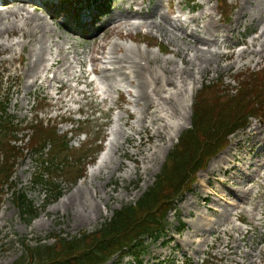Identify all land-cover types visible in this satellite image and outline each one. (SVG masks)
Masks as SVG:
<instances>
[{
	"label": "rangeland",
	"instance_id": "1",
	"mask_svg": "<svg viewBox=\"0 0 264 264\" xmlns=\"http://www.w3.org/2000/svg\"><path fill=\"white\" fill-rule=\"evenodd\" d=\"M14 1L16 0H10V3ZM29 1L33 3L32 0ZM50 1L53 2L49 7L38 9L36 13L39 18H47L49 28L46 30L40 21L33 23L31 27L35 28L38 34L31 43L16 29L17 26H14L11 31L0 26V86L4 87L1 98L8 93L11 101L9 109L16 121L29 122L33 118V121L38 119L41 123L40 127L46 129L43 136H47L50 129L57 131V142L47 143L44 149L45 153L49 154L48 162H55L52 156L61 148L59 144L65 143L67 139L70 143L59 155L60 161L76 154L75 167L80 171L85 170L86 174L85 178L76 185L70 178L71 173L69 178L72 185L60 179L56 173L44 174L43 181H53L62 190L60 198H53L48 202V198L52 196L51 188L46 189L45 186L37 185L35 182L36 175L41 176L40 173L44 172L46 156L44 154L43 158H40L36 155V148H32L31 144L32 138L29 141L32 137L30 130L16 135L19 148L24 155H20V159L16 161L18 165L14 168L13 178L9 183L0 185V264H15L21 260L25 255L26 244L36 245L43 242L51 245L59 237H73L95 232L109 222L115 212L123 206L135 204L149 188L155 186L156 179L164 170L168 157L176 151L183 134L192 127L195 102L200 94L204 93L208 98L209 95L218 97L227 89H233L231 94L236 93L237 89L242 91L243 88L247 92L249 84L256 77H259L257 81L262 80L264 85V53L261 57H256L249 52L239 56L240 58L237 57L243 51L260 49L258 46L251 47L249 44L264 26V5L259 6L257 0H251L246 6L247 16L236 29L235 21L242 0H219L222 2L221 5L216 0H197L188 6L179 5L180 0L172 1L176 17L174 19H180L183 22L192 16L199 17L204 10L214 13L222 36L228 31V27L234 30L231 34L232 38L225 42L226 46L240 43L234 49L236 55L230 59L220 60L219 64H214L211 70L197 75L195 82L188 81L187 117L182 122L179 133L172 134V141L167 140V144L157 140L149 141L150 133L146 132L136 135L135 146L144 141L143 146L134 147L133 143H126L125 150H121L114 156L115 159L121 157L119 160L123 162V168L117 167L112 175L109 174L111 169H105L100 175L99 173H95V176L91 175V171L98 166L103 153L107 154L109 150L110 133L118 116H124L126 122L131 125L135 124L136 115L142 113L141 106L132 104L137 95L136 83L131 86L126 80L119 78L116 85L122 92L114 94V103L110 100L103 102L104 94L101 97L96 95L93 89H98L99 93L103 90L97 76H91L87 80V73L92 67L91 59H99V62L94 65L102 66L101 60L105 61L102 54L117 43L121 46V49L116 51L119 57L124 59L126 55L131 56L132 53H136L134 58L140 59L143 66L150 67L153 71L156 70V75H161L159 68L166 66L167 61H171V64L167 66L170 69L183 66L181 54H176V50L180 45L185 46L177 39L169 40L161 36L157 28L153 30L147 26L132 29L130 32L127 29L131 28L125 27L113 31L111 29L102 31L114 19L123 18L122 23H124L125 18L128 17L127 23L131 27L136 26L135 22L157 19L159 15L167 13V0H108L109 7L108 3L104 4L102 17H99V12H94L92 9L90 12L76 13L72 10L74 9L72 5L66 7L65 11L71 6L72 9L61 15L58 8L65 0ZM83 1L75 2L78 6L82 4L80 6L82 7ZM18 4L0 6V12L4 14L6 8L10 7L8 9L10 12L6 15L13 17L15 10L20 6ZM125 5H133L138 15L131 16L127 13ZM194 7L198 8L195 13L192 10ZM33 8L34 6L31 5L27 11L35 13ZM72 13H76L77 17L78 29L76 30L73 26L75 20ZM113 15L116 16L114 19L111 18ZM153 15L156 16L153 17ZM91 17H93L92 23L94 21L96 23L89 25ZM66 19L70 22L67 23ZM198 23L199 27L204 26L202 19H199ZM82 24H85L86 28H82ZM194 28L193 24L188 25L187 32L190 33ZM79 30L85 35H79ZM198 35L205 36L204 30L199 28ZM95 36H97V42L92 40ZM219 41L221 51L227 52L228 50L226 51L222 45L223 38L221 37ZM25 42H27L26 45H24ZM59 46H63L69 55L67 58L60 56L62 63L55 65L54 59L58 57ZM74 48L78 52L80 62L77 66L75 64L79 82L65 71L67 62L74 61ZM97 49L99 51H96ZM39 52L40 54L44 52L43 62L41 59L37 61ZM146 58H149L150 65L146 66ZM238 58L239 61L236 63ZM81 70L85 74L79 77ZM94 80H96L94 86L97 87L90 82ZM210 87L219 90H215L217 93L209 94L211 90L208 91L205 88ZM249 102L254 103V99L252 98ZM233 106H237L235 98L228 103H222L209 122L205 120L206 125H212L211 134L217 133L216 129L222 126L223 121H230L228 110ZM125 111L128 112L125 113ZM254 117L250 119L246 128L227 138L226 141L230 142V146L226 150L214 157L197 176L189 179L193 182L190 187L191 192L183 198L176 210L169 213L165 238L157 243L146 240L150 246L144 264H184L186 261L202 264L208 256L211 257L209 264H248L247 255L249 254L257 255V264H264V254L259 255L261 247L264 246L262 238L264 236V214H262L264 213V197L260 199L259 205L257 204V200L264 192V189L261 190L262 187L264 188V181L256 178L254 184H249L247 179L242 178L240 171L243 169L245 173H251V169H247L249 164L255 162L257 158L264 160L263 136L256 140L250 137V130L255 125L262 127L264 134V111H258ZM86 118L89 120L88 123L79 122ZM230 124L232 122L221 128L222 136L211 138L207 142L214 143L221 137H225L230 131L228 129ZM124 130L131 131L129 125H125ZM99 140L102 142L101 145L97 142ZM200 140L205 141L206 136L201 135ZM98 144L102 146V149L96 158L94 155ZM154 144L169 146V149L165 153H159L155 161L147 160L144 163L142 159L150 155ZM139 149L142 151L136 159L129 156L130 153H135ZM227 153H229L227 156L229 163L220 171L217 161ZM93 158H96L95 161ZM67 160L70 161V159ZM254 175L255 173L251 176L254 177ZM80 189L85 191L81 203L69 204L68 198L74 196ZM211 190L219 197L215 196ZM15 191L23 193L34 203L39 213L38 218L29 223L23 220L15 203ZM242 191L248 193L243 194ZM256 192H258L257 195ZM253 201L257 209L247 204ZM45 203L47 207L44 206ZM210 206L220 210L219 215L222 210L227 212L224 216H216L209 210ZM127 260L132 258L124 259L125 262ZM117 261L118 258L115 257L108 264H116Z\"/></svg>",
	"mask_w": 264,
	"mask_h": 264
},
{
	"label": "bare ground",
	"instance_id": "2",
	"mask_svg": "<svg viewBox=\"0 0 264 264\" xmlns=\"http://www.w3.org/2000/svg\"><path fill=\"white\" fill-rule=\"evenodd\" d=\"M250 1L251 0L241 1V8L237 13V18L235 21L236 29L240 24L243 23L242 21L244 17L247 16L246 6L250 3ZM181 2L182 0L179 1V5H181ZM4 3H6V1ZM22 3L23 4L15 10L13 17L6 15L10 12L8 8L5 10L4 14L3 12H0V26H4L7 31H11L14 26H17L16 29L19 30V32L22 33V36L27 38L31 43V41H34L35 36L38 34V31L31 27V25L37 21H40L42 22L41 25H43L47 30V28H49V23L46 17H38L36 14L38 9L34 8L35 13L28 12V2ZM257 4L259 6L264 5V0H257ZM130 14L131 16L138 15L132 12ZM170 14L173 15L175 12L169 5V13L166 16L159 15L158 19H145L144 22H135L136 26L131 27L130 24L127 23L129 22L127 19L128 17L125 18L126 21L124 23H122L123 18H119L114 19V21H112L102 30L105 31L111 29L113 31L118 28L125 27L126 29L131 28L127 29L128 32H130L132 29H139L142 26H147L153 30L157 28L161 36H165L169 40L177 39L178 41H181L185 47L180 45L176 50V54H181L183 66H176L175 68L170 69L167 66L171 64V61H167L166 66L159 68V70L162 72L161 75H156V70L153 71L151 68L145 67L140 62H137V60L134 58L136 53H132L131 56L126 55L124 59L119 57L116 51L120 50L121 46L117 43H114L109 48V50L102 54V57L105 60H101V63L103 64L102 66L99 67L96 64L93 66V73L101 77L102 90L103 94H105L104 100H110L112 103H114V94L122 92L116 85L119 78H123L131 86L136 83L135 89L137 95L135 100L132 101V104L141 106L142 113L141 115H136V122L135 124L131 125L126 122V118L124 116H118L115 126L112 128L110 133L111 140L109 141V150L107 154H104L101 157L98 166H96L93 171H91V175H94L95 173H99L98 175H100L105 169H111L109 174L112 175V172H115L117 167L123 168L124 164L121 160H119L121 157H117L115 159L114 156L117 155L121 150H125L124 146L126 143H133L134 147L143 146L144 141H141L135 146L136 135H141L146 132L150 133L149 141L157 140L166 144L167 140L172 141V134L179 133V131L182 129V122L185 121L187 117L186 97L188 94V81L192 80L195 82L197 80V75H201L203 72L211 70L214 64H219L220 60L225 58L230 59L236 55L234 49L240 43L236 42L233 45L226 46L225 42L232 38L231 34L234 32V30H231V28L228 27V31L222 36V31L219 29V22L215 19L214 13H212L210 10H204L199 15V17L192 16L185 22L180 19L177 20V22H174V19L170 18ZM155 16L153 15V17ZM199 19H202L204 22V26L202 28L199 27ZM190 24H193V27L195 28L192 29L190 33H188L186 27ZM199 28L204 30L205 36L198 35ZM221 37L223 38L224 43L222 45H224L223 47H227L229 50L228 52L221 51L219 41ZM92 40L93 42H97V36H95ZM26 43L27 42H25L24 45H26ZM249 45L251 47L258 46L260 49L243 51L237 57L243 56V54L247 52L255 55L256 57L262 56L264 53V26L261 28V32L252 38ZM96 51H99V49ZM73 53L74 61L67 62L68 65L65 71H67L71 78H74L77 80V82H79V78L75 72V64H80V62L78 60V52L75 48ZM62 55L67 58L69 52H67L63 46H59L58 57L54 59L55 65H60L62 63L61 59H59V57ZM43 56L44 52L43 54H40L39 52L37 55V61L41 59V62H43ZM239 58L236 60V63L239 61ZM146 59L147 65H150L149 58ZM91 61L97 63L99 62V59L92 58ZM136 68L137 70H135ZM83 73L84 72L82 71L79 77H81ZM56 75H58L57 72L55 74V77L57 78ZM127 112L128 111H125V113ZM125 125H129V129L131 130L130 132L124 130ZM260 136H263L264 139L262 127L258 125L253 126V128L250 130V137L252 140H256ZM168 149L169 146L154 144V148L152 149L150 155L142 159V161L144 163H146L147 160L150 162L155 161L159 153H165ZM141 151L142 149H139L135 153H130L129 156L133 159H136V156L140 154ZM228 155L229 153H227L226 156H222V158L217 161V167H220V171L222 168H224V165L229 163V159L227 158ZM135 162H137V160ZM115 165L117 166L114 167ZM244 166H247V164H244ZM247 169H251V173H245L243 169H240V171L243 175L242 178L247 179L249 184H254L256 178L262 177L264 181V174L262 175V171L264 170V160L257 158L255 162L249 164ZM253 173H255L254 177L251 176ZM208 175L211 176L210 174ZM257 185L260 186L258 183ZM261 189L263 190L264 188L262 187ZM211 192L213 191L211 190ZM242 192L243 194L248 193L247 191ZM258 192H256V195ZM84 193L85 191L80 189L74 196L69 197V204H80ZM213 194L218 196L215 192H213ZM262 197H264V192H262L259 200H257L258 205L261 202L260 199ZM247 204L254 206L255 209L258 208L256 207L255 201L248 202ZM209 208V210L213 214H216V216H224L227 212L226 210H222L219 215L220 210H218L216 207L210 206ZM262 238L264 240V236ZM263 254L264 246L261 247L259 252L260 256ZM256 257L257 255H247L249 260L248 264H257Z\"/></svg>",
	"mask_w": 264,
	"mask_h": 264
},
{
	"label": "trees",
	"instance_id": "3",
	"mask_svg": "<svg viewBox=\"0 0 264 264\" xmlns=\"http://www.w3.org/2000/svg\"><path fill=\"white\" fill-rule=\"evenodd\" d=\"M262 84V80L259 82L255 78L251 88H248L249 92L243 90V93H239L240 97L236 99L239 103L236 110L232 111L231 114L233 121L242 126L236 127L230 133L243 127L244 121L250 116L245 115L244 110H239V107L243 105H249L250 107L245 98H249L248 100L254 99L253 110H257L260 105H264ZM215 90L218 89H211L209 94L217 93ZM230 97V91L226 94L224 92V95L218 97L211 95L208 98L205 95L198 97L193 128L183 135L176 151L168 157L164 170L156 179L155 186L149 188L135 205H127L117 211L113 219L95 233H83L69 239L57 238L53 245L43 242H39L35 246L28 244L25 246L24 258L15 264H104L118 254L121 257L132 255L137 261L141 259L147 249L145 240L148 238L157 241L164 236L167 214L173 208L174 200L182 196L191 181L189 179L196 175L205 160L215 154L216 151L213 153L215 149L213 143L207 141L219 136L220 131L211 134L210 128L212 125H206L205 120L209 122V119H212L215 115L217 108L222 103H226L225 100ZM243 108L245 109L246 106H243ZM6 131V135H8L9 130L7 128ZM201 135L206 136L205 141L200 140ZM40 137L41 134L38 136L37 141H40ZM59 145H61V148L58 151H64L66 146ZM11 152H15V149L13 148ZM205 155L209 156L205 158ZM7 162L8 164L11 162L14 166L12 156L7 157ZM61 165L62 163L59 161L54 162V172H57ZM47 169L49 174L53 173L49 168ZM39 182H42V180H39ZM61 194L60 190H53L52 198H57ZM20 209L22 215L29 220L37 216L33 204L29 201L26 202L24 196L20 199Z\"/></svg>",
	"mask_w": 264,
	"mask_h": 264
}]
</instances>
